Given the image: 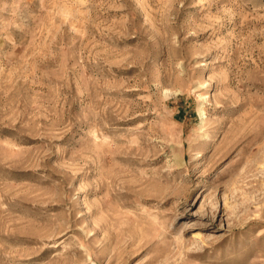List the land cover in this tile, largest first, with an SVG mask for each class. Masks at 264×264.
<instances>
[{
	"label": "rangeland",
	"instance_id": "374dc122",
	"mask_svg": "<svg viewBox=\"0 0 264 264\" xmlns=\"http://www.w3.org/2000/svg\"><path fill=\"white\" fill-rule=\"evenodd\" d=\"M0 264H264V0H0Z\"/></svg>",
	"mask_w": 264,
	"mask_h": 264
}]
</instances>
